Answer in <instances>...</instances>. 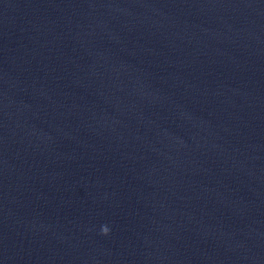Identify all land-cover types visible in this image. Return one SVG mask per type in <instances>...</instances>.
Returning a JSON list of instances; mask_svg holds the SVG:
<instances>
[{
  "label": "water",
  "instance_id": "1",
  "mask_svg": "<svg viewBox=\"0 0 264 264\" xmlns=\"http://www.w3.org/2000/svg\"><path fill=\"white\" fill-rule=\"evenodd\" d=\"M0 264H264V0H0Z\"/></svg>",
  "mask_w": 264,
  "mask_h": 264
}]
</instances>
